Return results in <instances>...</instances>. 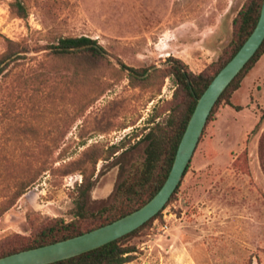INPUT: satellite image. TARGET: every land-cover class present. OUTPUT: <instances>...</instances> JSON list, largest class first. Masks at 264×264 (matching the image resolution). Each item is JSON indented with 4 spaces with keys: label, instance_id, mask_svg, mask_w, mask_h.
<instances>
[{
    "label": "rangeland",
    "instance_id": "rangeland-1",
    "mask_svg": "<svg viewBox=\"0 0 264 264\" xmlns=\"http://www.w3.org/2000/svg\"><path fill=\"white\" fill-rule=\"evenodd\" d=\"M247 1L23 0L22 19L0 0V59L19 49L11 44L23 50L0 65V252L51 220L70 222L84 176L96 180L91 210L106 205L117 156L141 161L144 145L131 147L174 107L168 59L206 71L230 51ZM81 36L104 59L49 49ZM230 102L205 126L173 199L128 240L127 264H264V54ZM113 146L123 149L113 155Z\"/></svg>",
    "mask_w": 264,
    "mask_h": 264
},
{
    "label": "trees",
    "instance_id": "trees-1",
    "mask_svg": "<svg viewBox=\"0 0 264 264\" xmlns=\"http://www.w3.org/2000/svg\"><path fill=\"white\" fill-rule=\"evenodd\" d=\"M262 2L263 0L247 1L233 21V39L230 51L227 55L220 56L206 71L194 74L181 61L174 58L168 59L170 65L165 71V77H171L175 82L174 107H172L170 116L165 123L154 124L131 147L132 150L137 146L144 145L143 159L141 161L129 163L126 160L128 150L122 151L117 156L118 178L106 205L100 207L97 211L91 210V192L96 185V180H92V177L84 176L83 181L77 187L73 219L70 222H65L62 219L51 220L36 231L24 244L1 251L0 258L79 236L112 223L139 209L151 200L168 177L178 145L195 109L197 99L201 97L218 72L233 58L250 36L258 22ZM10 11L18 18L25 19L28 16L23 0H12ZM11 45L19 49L3 54L0 59V65L14 54L23 52L19 44ZM49 49L56 56H84L89 60L96 61L104 59L103 48L97 44L96 40L85 36L60 38L57 44L50 46ZM263 54L264 42L253 58L220 96L208 117L206 125L213 117L220 103L224 101L231 106L230 99L233 93L240 88L244 76L253 68ZM129 69L141 76L146 75L148 71L147 69L143 71ZM4 70V68L0 70V75ZM156 72L158 71L154 73ZM129 77L136 79L132 75H129ZM262 120L263 118L255 126L254 131L259 129ZM120 149L123 148L113 146L111 148L112 154H116ZM259 158L264 173V132L259 142ZM96 163L97 161H94V164ZM178 188L174 194L177 193ZM174 194L169 202L173 199ZM161 212L139 229L114 242L80 256L53 264H127L134 259L133 254L136 253L135 247L129 245L128 240L136 237L144 228L148 227L161 215Z\"/></svg>",
    "mask_w": 264,
    "mask_h": 264
},
{
    "label": "water",
    "instance_id": "water-1",
    "mask_svg": "<svg viewBox=\"0 0 264 264\" xmlns=\"http://www.w3.org/2000/svg\"><path fill=\"white\" fill-rule=\"evenodd\" d=\"M263 42L264 0L258 22L250 36L197 99L168 177L151 200L132 213L79 236L1 257L0 264H53L68 260L114 242L139 229L158 215L180 185L214 105L229 84L253 58Z\"/></svg>",
    "mask_w": 264,
    "mask_h": 264
}]
</instances>
